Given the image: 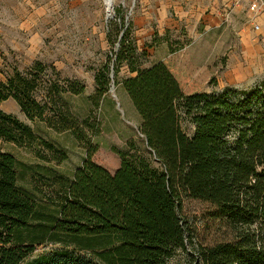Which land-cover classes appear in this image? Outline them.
I'll use <instances>...</instances> for the list:
<instances>
[{
	"label": "trees",
	"instance_id": "1",
	"mask_svg": "<svg viewBox=\"0 0 264 264\" xmlns=\"http://www.w3.org/2000/svg\"><path fill=\"white\" fill-rule=\"evenodd\" d=\"M125 21L120 12L110 21L109 36L118 42L112 66L116 71L125 62L133 72L122 85L143 141L114 148L120 164L113 172L92 160L96 145L69 109L37 99L39 63L0 79V103L12 97L28 118L70 130L87 148L71 178L39 170L48 190L29 191L20 186L16 157L0 147V264H24L46 243L59 246L27 264H182L172 261L179 253L191 264H264V82L234 97L233 88L206 91L167 57L141 68ZM109 70L105 63L95 75L98 97L108 90ZM68 89L81 93L84 86L74 82ZM0 138L31 150L42 146L44 152L33 150L40 160L47 153L67 157L1 107ZM188 198L225 221L223 239L195 242L183 214Z\"/></svg>",
	"mask_w": 264,
	"mask_h": 264
},
{
	"label": "rangeland",
	"instance_id": "2",
	"mask_svg": "<svg viewBox=\"0 0 264 264\" xmlns=\"http://www.w3.org/2000/svg\"><path fill=\"white\" fill-rule=\"evenodd\" d=\"M250 4L248 15L245 9L241 13L243 19L236 16L238 11L231 12L230 6L216 19L203 15L187 20L183 25L192 33L189 37L185 29L150 34L149 22L135 30L137 4L130 0H113L111 5H106L105 0H0V79L15 70L28 72L39 63L37 99L51 98L53 108L69 109L77 118L78 129L96 145L92 160L113 172L120 164L114 148H125L129 139L143 141L138 130L140 117L122 85V80L133 72L125 62L116 71L112 66L118 47L115 37L109 36L114 12L125 14L141 68L167 57L196 75L192 77L199 78L206 91L233 88L234 97H241L264 82V8L257 7L256 0ZM255 23L259 24L258 30L253 28ZM246 25L248 31L240 33ZM145 28L147 33L143 32ZM189 39L196 42L192 43L193 48L176 47ZM172 46L177 48L174 53L169 50ZM105 63L110 65V81L106 93L98 97L95 75ZM74 82L84 86L81 93L68 89ZM0 107L67 154L65 159L56 160L47 153L48 160H40L33 150L44 152L42 146L34 144L31 150L0 138L2 150L14 154L18 161L23 190H48L46 179L39 173L46 168L67 178L73 176L86 157L84 141H78L70 130L59 131L44 120L28 118L12 97L1 101ZM207 210L208 204L199 199L185 200L183 214L194 230L197 244H212L228 231L225 221L210 218ZM58 246L37 245L24 264ZM172 261L191 264L188 255L181 253Z\"/></svg>",
	"mask_w": 264,
	"mask_h": 264
},
{
	"label": "crops",
	"instance_id": "3",
	"mask_svg": "<svg viewBox=\"0 0 264 264\" xmlns=\"http://www.w3.org/2000/svg\"><path fill=\"white\" fill-rule=\"evenodd\" d=\"M130 1L131 2L133 1L137 4V9L135 10L133 16V27H135V30L142 29L143 26L145 25V22H149L150 34L162 35L168 31L170 32V29L176 31L179 29H185L184 31L187 33L189 37L190 34L192 33H188L185 26L183 25V23L186 22L187 20L189 21L191 18L199 19L203 15L204 17L205 15H207L211 18L213 17L216 19L219 16L222 17V13L225 7H230V6H233L231 12L238 11V14L236 16H239V18L243 19V15L241 14L244 11L243 9L246 10V15H248L247 11H249V5H251L250 3L253 2V0H130ZM261 2H264V0H256L257 7L264 8V4L261 5ZM234 13L235 12H233V14ZM236 16L234 17L236 18ZM248 29H249V25H246L245 28H242V31H240V33L248 31ZM143 32L147 33L148 32L147 28H145ZM192 43H196V42H194V39H189V41L183 44L181 48L182 47L188 48V46L190 48H193ZM200 49L204 50V48H200ZM174 52L175 50L173 51V53ZM190 74L196 77V75L192 73Z\"/></svg>",
	"mask_w": 264,
	"mask_h": 264
},
{
	"label": "built area",
	"instance_id": "4",
	"mask_svg": "<svg viewBox=\"0 0 264 264\" xmlns=\"http://www.w3.org/2000/svg\"><path fill=\"white\" fill-rule=\"evenodd\" d=\"M263 4H264V2H261V5H263ZM253 28L255 30H258L259 29V24H257V23L253 24Z\"/></svg>",
	"mask_w": 264,
	"mask_h": 264
},
{
	"label": "bare ground",
	"instance_id": "5",
	"mask_svg": "<svg viewBox=\"0 0 264 264\" xmlns=\"http://www.w3.org/2000/svg\"><path fill=\"white\" fill-rule=\"evenodd\" d=\"M113 0H105L106 5H111Z\"/></svg>",
	"mask_w": 264,
	"mask_h": 264
}]
</instances>
